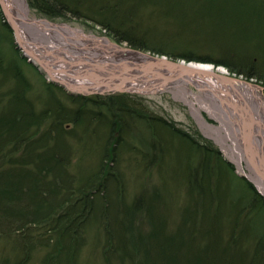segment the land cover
<instances>
[{"label": "rangeland", "instance_id": "1", "mask_svg": "<svg viewBox=\"0 0 264 264\" xmlns=\"http://www.w3.org/2000/svg\"><path fill=\"white\" fill-rule=\"evenodd\" d=\"M58 1L63 14H44L26 0L32 16L109 38L128 51L217 64L261 85L264 100V0ZM0 12V120L17 106L26 122L13 138L15 130L10 136L5 124L0 131V264H192L196 256L185 245L192 237L202 247L217 236L216 254L229 236L249 251L262 242L244 234V216L252 210L244 205L246 182L264 199L246 177V161L239 171L190 105L170 90L137 94L91 87L95 81L64 83L24 56L1 5ZM120 96L132 103L129 110L108 102ZM194 105L208 123L221 124ZM207 148L212 156L203 153ZM189 179L199 180L204 192L192 190ZM95 188L86 201L90 215L58 232L67 207L57 210L56 200L86 198L82 192ZM257 208L264 229V208Z\"/></svg>", "mask_w": 264, "mask_h": 264}, {"label": "bare ground", "instance_id": "2", "mask_svg": "<svg viewBox=\"0 0 264 264\" xmlns=\"http://www.w3.org/2000/svg\"><path fill=\"white\" fill-rule=\"evenodd\" d=\"M3 1L9 7L12 15L17 17L22 42H29L30 47L32 44L40 56H46L49 59L48 71L64 83L84 80L86 82L95 81L96 83L93 85H96L98 82L107 81L104 72L99 70L103 66H116L120 70L125 69V66L130 62L140 67L144 63L151 65L154 61L147 55L137 54L117 46L109 38L84 34L80 29L72 28L64 22L54 23L45 18L40 19L32 16L29 14V5L26 0ZM86 62L87 67L91 69L82 71L81 64ZM182 62L181 60L177 61L174 64L175 69L190 75L216 72L209 63L203 64L195 58L192 60L193 63H188L189 61L185 59ZM130 65L128 66L130 67ZM155 67L159 70L153 74L165 73L171 78L174 76L166 67L162 69ZM223 69L219 68L218 71L224 76L229 75L228 71ZM165 83L167 82L165 81ZM192 83L198 86L201 94H195L188 87L181 86L178 90H174L173 94L191 106L192 114L202 126L205 134L213 137L218 144L220 143L224 147V151L235 162L239 171H244L241 164L243 160L246 161L249 172L245 174L264 195V179L260 174V168L264 170V100L262 91L252 83H226L220 78L214 80L208 76L197 78ZM111 84H123L126 88L130 87L132 82L121 77L118 79L113 77ZM228 88L231 90L230 92ZM194 101H198V104H201L210 114L219 118L221 124L216 126L208 123L200 112V106H195ZM225 105H227V109ZM228 139L231 140L230 143Z\"/></svg>", "mask_w": 264, "mask_h": 264}, {"label": "trees", "instance_id": "3", "mask_svg": "<svg viewBox=\"0 0 264 264\" xmlns=\"http://www.w3.org/2000/svg\"><path fill=\"white\" fill-rule=\"evenodd\" d=\"M31 3L35 7L39 8L40 11H43L44 14H52V13L53 14L54 13L63 14L62 11L64 9H61L62 4L58 0H31ZM53 8H56L55 11ZM0 14H1V12H0ZM131 42H132L133 46H136L133 43V41H131ZM140 48H143V47H140ZM24 56L22 58L26 59ZM1 57H2V55L0 52V61L2 60ZM8 65H9L10 69L13 68L14 66L17 68L16 63H9ZM250 73L251 72H249L248 75H250ZM252 75H255V74H252ZM14 76L17 78V80H19V83L26 85V80L23 77H21V75H19V71H17L14 74ZM262 78L264 79V76H262ZM121 96L120 97H109L108 102H110V104H112V105L118 103L119 106L116 108H118L119 111H121V109L129 110V108L132 106L131 105L132 103H130L126 97H121ZM129 105H130V107H128ZM26 106H27V111L29 112V114H31L34 117V112L30 109V107H29L30 105L26 104ZM19 108L22 110V107L16 106L11 111L12 113L10 116H6V114H4L3 120H0V131H1V126H3V124H5L6 127H9L10 136L13 135L11 133H12V131L15 130L14 135L11 138H13L16 135V133L21 131V129L24 128V126L26 125V122L22 121L24 116H21L22 112ZM5 116L9 121L5 120ZM31 120H32V118L30 117L29 118L30 123H31ZM11 138H9V139H11ZM203 153L207 157L213 155L212 149H208V148L204 149ZM189 180H190V186H191L192 190L197 188V191H199V193L204 192L203 188H201L200 185L198 184L199 180L198 181L195 179H194L195 181L191 180V179H189ZM11 181H12V179L9 182H5V184L7 185V188H9V185H11ZM10 188H11V186H10ZM10 188H9V193L11 191ZM84 189L87 190L86 188H84ZM84 189L77 190V192H81ZM245 189H248V193L246 194V200L244 202V205L248 206L246 208H250L252 210H251V212H249L248 214H246L244 216L243 221H245L246 222L245 224H247L245 226L246 232L244 231V234L247 233L248 237H251V236L253 237V236H256V234H257L260 238V241L263 242L264 241V229L260 228L261 225L259 224V221L256 220V219H259V217H257L258 215L256 212L258 211V208H257L258 204L261 205L262 208H264V199L258 193V191H256L257 189L253 188V185L250 184L249 182L248 183L246 182ZM85 190L82 192V194H84V196H86V198L85 197L83 198L82 196H81V198H73L74 196L73 197L72 196H70V197L63 196L62 199L56 200L55 203L58 205V207H56L57 210H60V207L63 208V206L67 207V209L62 212L66 216L67 219L65 221L62 219V221H64V222L62 223V225H60V228H58L59 229L58 232L61 231V228L63 226H65V228H66V226H68L69 224H71V225L73 224L74 226H77V222L82 221V219L86 215H90L91 211H89L87 209L90 207L87 206L86 201L90 200V197H92V195L94 196V192L96 190H100V189L95 188V189H92L90 192L85 191ZM0 196H1V188H0ZM51 198H52V196L49 197V199H51ZM54 199H56V198H54ZM81 199H84V200H81ZM241 213H242V211H241ZM80 216L83 218L81 219ZM121 216L124 217L123 215H121ZM35 221L36 220H30L29 222H35ZM41 222H42V220H41ZM255 223H257V224H255ZM252 224H255V225H252ZM262 242L256 243L255 248H254V245H255V243H254L253 247L249 251V249H246V250L242 249L239 246L238 241H232L231 237L229 236L222 243L223 245L225 244L224 249L226 247H229V248L227 250L223 249L224 251L222 249L219 250L218 248H216L217 251L220 252V253L217 252V254L214 253L215 251L213 250V248L215 249L216 243L218 244L217 236H213V237L209 238L206 245H202V247L200 244H199L200 246L198 245V242H197L196 238H194V237H192L189 241H187L185 245H186V248H188L191 251V253L194 252V254L196 256L195 258H192V261H193L192 264H236V259H237V262H239L240 264L241 263L242 264H264V245H261ZM232 249H233V252H232L233 254L228 252V250H232ZM221 251H223V253L224 252L225 253L222 254ZM170 253L172 256L175 255L174 254L175 253L174 248L171 249ZM140 264H150V262L144 261V262H141ZM185 264H187V262H185Z\"/></svg>", "mask_w": 264, "mask_h": 264}, {"label": "water", "instance_id": "4", "mask_svg": "<svg viewBox=\"0 0 264 264\" xmlns=\"http://www.w3.org/2000/svg\"><path fill=\"white\" fill-rule=\"evenodd\" d=\"M0 5L2 6L3 13L6 16L8 23L10 24V26L13 27L14 35L18 41L19 46L24 51V55L27 58H29L30 62H33L35 65H37L38 68L39 67L45 68L48 71L47 65H48L49 59L46 56H40L39 52H37L33 47L31 48L22 42V36H20V29L18 26L17 17L12 15V13L9 10V7L7 5H5L3 0H0ZM129 50L131 52H134L137 54L142 53L144 55H147L150 58H153L154 61L151 63V65L150 64L147 65V63H144V64L140 65V67H137L136 64L130 62L131 65L127 64L125 66V69H120V70H118V68H116V66H111V65L103 66L102 65L103 67L99 68V70H102L104 72V76H106L107 82H105V83L98 82L96 85H92L91 87L98 88V87L102 86V87H107V88L110 87L113 89L114 88L117 89V88L121 87L120 88L121 91H123V90H130V91L134 90L133 92L136 91L135 93L142 94V93H153V92H160V91L163 92V90L174 91V89L179 88V86L184 87V88L188 87L190 89L189 84H191L194 87L196 86V88H198V86L192 82L193 81L195 82V79H197V78H203L206 76L211 77L214 80L217 78H220L222 80H225L226 83H229V82L230 83L233 82L236 84H240L243 82L247 83V84L252 83L250 81L248 82V81H244L240 78H236L235 76H230V75L224 76V74H221V72L218 71L219 66L217 64L215 65V64L210 63V66L213 67L214 71H216V72L210 71V72L190 75L186 72H181V71L176 70L174 64H176L177 61H175V60L170 61L163 54H161V56L157 55V54L153 55L152 53H149V52L144 53L141 50L139 51V50L133 49V48H130ZM182 61L183 60H181V62ZM188 63H193V62L191 60ZM203 64H205V63H203ZM128 65H130V67ZM81 66H82V69L86 68L85 71L91 69L90 67H87V62L82 63ZM155 66L159 67L160 69H162L163 67H166V69L168 71L170 70V73H172V75H174V76L171 78V77H168L165 73L153 74L154 72L159 70ZM126 70H128V71H126ZM113 77L117 78V79L119 77H121L126 81L131 80L132 85L130 84L129 85L130 87L125 88V86H123V84L122 85L111 84V81H113ZM109 79H112V80H109ZM78 81L79 80L75 81V86H78L77 85ZM165 81L167 83H165ZM121 83H122V81H121ZM252 84L255 85L258 89L262 88L261 85L259 86V85L254 84V83H252ZM218 89H219V86H218ZM250 161L253 162V160H250ZM237 172L239 173V171H237ZM260 174H261V177H263V179H264V170L262 168H260ZM249 180H250V178H249Z\"/></svg>", "mask_w": 264, "mask_h": 264}]
</instances>
